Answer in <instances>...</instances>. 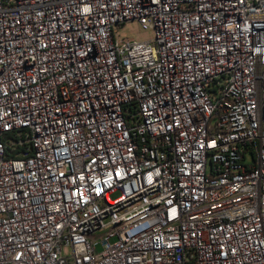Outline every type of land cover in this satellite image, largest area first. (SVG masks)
Masks as SVG:
<instances>
[{
  "label": "built area",
  "instance_id": "2783aa9c",
  "mask_svg": "<svg viewBox=\"0 0 264 264\" xmlns=\"http://www.w3.org/2000/svg\"><path fill=\"white\" fill-rule=\"evenodd\" d=\"M0 264H264V0H0Z\"/></svg>",
  "mask_w": 264,
  "mask_h": 264
},
{
  "label": "rangeland",
  "instance_id": "374dc122",
  "mask_svg": "<svg viewBox=\"0 0 264 264\" xmlns=\"http://www.w3.org/2000/svg\"><path fill=\"white\" fill-rule=\"evenodd\" d=\"M124 32L127 36L135 41H145L150 39L151 32L149 30H142L141 27L135 24H129ZM116 194L112 195L111 198H115Z\"/></svg>",
  "mask_w": 264,
  "mask_h": 264
}]
</instances>
